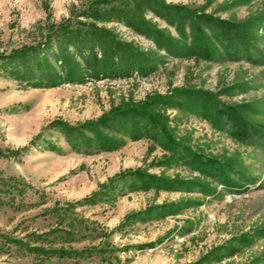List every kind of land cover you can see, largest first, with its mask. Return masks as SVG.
<instances>
[{
	"label": "rangeland",
	"instance_id": "obj_1",
	"mask_svg": "<svg viewBox=\"0 0 264 264\" xmlns=\"http://www.w3.org/2000/svg\"><path fill=\"white\" fill-rule=\"evenodd\" d=\"M99 1L105 0H0V56L52 39L62 24L76 29L78 22L94 23L146 55L144 64L152 68L146 76L84 75L80 82L47 86L49 79L38 70L28 73L25 60L16 65L0 60V264H264V237L243 242L244 235L264 227V145L240 143L192 107H156L177 140L205 156L233 160L254 183L241 191L214 183L212 196L131 191L107 185L135 170L203 178L166 163L168 154L150 139L114 134L113 150L84 153L54 127L56 122L77 127L176 89L202 90L221 104L243 105L251 123L264 126V67L228 60L220 50L222 60L216 62L169 56L119 20L94 21L96 12L120 6ZM160 1L236 23L261 22L258 35L264 41V0ZM138 6L147 21L177 38L173 27ZM61 47L73 53L70 44L54 41L47 57H57ZM50 63L62 78L59 62ZM40 81L42 86L34 85ZM95 194V202L87 200ZM162 205L175 212L138 216Z\"/></svg>",
	"mask_w": 264,
	"mask_h": 264
},
{
	"label": "trees",
	"instance_id": "obj_2",
	"mask_svg": "<svg viewBox=\"0 0 264 264\" xmlns=\"http://www.w3.org/2000/svg\"><path fill=\"white\" fill-rule=\"evenodd\" d=\"M108 4L120 6H111L108 11L105 10L104 15H100L99 11V14L96 12V15L92 16L94 21L119 20L135 33L149 38L159 50H163L169 56L197 57L216 62L222 60L220 50L228 60H244L264 67V41L258 35L261 22L248 20L236 23L222 20L184 6L167 5L160 0H105L99 1L97 5ZM138 4L143 6L144 12H152L173 27L177 38L171 37L147 21ZM68 25L69 23H65L58 26L56 36L52 39L34 46L23 47L5 57L0 56V60L10 65L25 60L27 63L24 65L28 64L26 67L28 73L38 70L41 78L44 76L49 79L47 86H56L61 82H80L84 75L94 79L102 77L116 79L129 77L132 71L146 76L152 70L144 64L147 62L146 55L114 40L108 31L97 27L94 23L78 22L75 25L76 29L69 28ZM54 41L70 44L74 48L73 53L70 54L66 52V47H61L58 56L51 59L59 62L58 69L63 73L62 78L57 74L54 75L55 70L47 57ZM28 55L31 58H26ZM77 58L81 59L80 63ZM31 61L35 63V67H32ZM41 84L40 81L34 85L42 86ZM156 107L182 110L192 107L216 130L226 131L240 143L255 144L258 147L264 145V126L251 123L246 114L242 113V110L245 112V106L232 107L221 104L215 94L197 89H176L170 95L163 97L154 95L149 97L147 102L114 109L98 120L77 127L62 122H56L54 127L63 133L67 143L76 152L111 151L116 146L114 134L132 141L150 139L168 154L166 163L185 166L203 178V180H184L135 170L111 180L107 185L109 187H118L122 184L131 191L160 190L212 196L216 193L214 183L221 186L224 191H241L254 183V180L233 160H218L205 156L177 140L165 116L155 112ZM97 195L87 200L95 202ZM175 206L179 207L181 204ZM153 212L166 216L175 211L172 205H162L138 216ZM250 236L264 237V227L250 235H244L243 242H248Z\"/></svg>",
	"mask_w": 264,
	"mask_h": 264
}]
</instances>
